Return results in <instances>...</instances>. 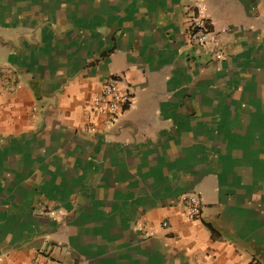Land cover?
<instances>
[{
	"label": "crops",
	"instance_id": "obj_1",
	"mask_svg": "<svg viewBox=\"0 0 264 264\" xmlns=\"http://www.w3.org/2000/svg\"><path fill=\"white\" fill-rule=\"evenodd\" d=\"M205 3L221 60L192 0H0V264H264V0Z\"/></svg>",
	"mask_w": 264,
	"mask_h": 264
},
{
	"label": "built area",
	"instance_id": "obj_2",
	"mask_svg": "<svg viewBox=\"0 0 264 264\" xmlns=\"http://www.w3.org/2000/svg\"><path fill=\"white\" fill-rule=\"evenodd\" d=\"M194 12L189 23L190 42L208 49L213 58L224 59L227 56L226 42L224 36L230 32L229 27L215 28L207 17L205 0H192ZM2 68L0 67V72ZM1 75V73H0ZM136 95L124 81L123 76L109 75L106 78L104 87L92 99L89 106V113L104 119L107 128L119 123L124 113L134 106ZM36 109V108H35ZM93 130V126H89ZM182 202L190 220H196L202 216L203 201L196 192L186 193L182 196ZM168 225V221H164ZM51 261L50 255L39 252L34 264H47ZM250 264H261L259 260L253 259Z\"/></svg>",
	"mask_w": 264,
	"mask_h": 264
},
{
	"label": "rangeland",
	"instance_id": "obj_3",
	"mask_svg": "<svg viewBox=\"0 0 264 264\" xmlns=\"http://www.w3.org/2000/svg\"><path fill=\"white\" fill-rule=\"evenodd\" d=\"M40 210H41L42 212H48V213H49V209H48V207H46V206L40 207ZM57 211H58V212H62L59 208H57ZM52 212H53V210H52L50 213H52Z\"/></svg>",
	"mask_w": 264,
	"mask_h": 264
}]
</instances>
